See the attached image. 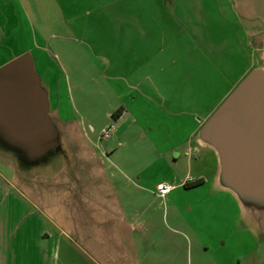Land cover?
Masks as SVG:
<instances>
[{
  "label": "rangeland",
  "instance_id": "obj_1",
  "mask_svg": "<svg viewBox=\"0 0 264 264\" xmlns=\"http://www.w3.org/2000/svg\"><path fill=\"white\" fill-rule=\"evenodd\" d=\"M203 2L177 0L190 16L180 21L169 0L163 29L157 36L139 39L137 58L116 56L118 60L103 72L90 56L81 53L75 41L80 35L66 29L55 7L46 12L53 20L51 26L45 19L42 23L32 17L31 23L22 24L27 46H33L36 36L44 33L38 41L44 42L45 50L29 51L38 71L46 75L49 65L57 70V76L63 78V97L73 104L74 114L84 115L96 128L93 138L99 149L109 147L110 152H116L119 166L112 179L121 206L134 225L129 244L136 264H264V233L254 232L244 221L238 223L234 197L216 191L214 152L198 145L194 131L230 87L229 77L235 74L230 56L245 50L244 40L232 28L226 30L223 0H207L214 5L212 15L206 13ZM183 11L179 15H184ZM211 16L220 32L215 37L216 31H210L208 25ZM96 53L91 51L92 60L102 63ZM14 55H1L0 64L11 56L16 58ZM101 73L107 76L101 77ZM53 102L56 105L55 95ZM119 108L122 112L114 120L109 112L114 114ZM112 123L116 128L110 131L111 138H102V129ZM65 144L60 139L55 149L66 152ZM195 146L199 151L193 150ZM55 152L35 162L21 155L15 159L6 155L37 175L39 171L50 174ZM1 171L10 176L2 163ZM195 178L205 182L185 187V182ZM172 180L176 187L167 197L159 196L157 183ZM8 222L7 218V226H14L12 220ZM10 243L14 248V241ZM3 244L2 238L0 248Z\"/></svg>",
  "mask_w": 264,
  "mask_h": 264
},
{
  "label": "crops",
  "instance_id": "obj_2",
  "mask_svg": "<svg viewBox=\"0 0 264 264\" xmlns=\"http://www.w3.org/2000/svg\"><path fill=\"white\" fill-rule=\"evenodd\" d=\"M168 1L0 0V56H19L32 49L44 51V42L38 41L44 38V33L36 34L33 46H27L23 39L22 24L25 21L31 23L33 18L42 23L45 19L49 23L48 27L51 26L53 20L46 12L55 7L60 20L67 25L66 29L80 35L75 41H78L81 53L90 56L97 70L103 72V68L106 70L114 59L118 60L116 56L132 55L134 59L137 58L139 39L159 34L157 31L163 29L167 19L165 11ZM203 3L206 13L212 15L213 3L209 4L207 0ZM172 4L180 21L181 18L189 19L188 12L183 11V3L178 6L177 0H172ZM221 7V14L227 21H222L225 22L226 30L232 28L238 34L237 37L244 40L245 50L230 56L229 64L235 69V74L229 77L230 87L216 107L220 106L248 72L264 66V0H223ZM179 11H183L184 15H179ZM214 23L216 21L211 16L208 25L210 31H216L213 34L215 37L220 32L215 29ZM62 37L68 39L64 35ZM91 51H98L96 57L98 54L103 62L98 63L96 59L93 61ZM12 59L13 56L9 61ZM34 62L38 71L35 59ZM38 73L49 91L51 115L67 149L66 152L55 150L50 174L39 171L35 175L34 169L23 165L21 161L17 160L16 163V160L6 155L8 153L15 159L18 153L0 144V163L10 171V176L0 172V239L4 241L0 248V264H136L135 252L129 244L134 225L121 206L112 179L114 169L119 166L114 159L116 152H110L109 147L99 149L93 138L96 128L84 115L74 114L73 104L69 105L70 102L63 97V78L57 76V70L49 65L46 75ZM100 76L107 74L101 73ZM93 81L97 82V79ZM53 95L56 96V105ZM215 108L201 117V126L194 130L195 134ZM109 114L116 120L112 113ZM109 128L110 131L115 130L116 126L112 123ZM102 138L110 139L111 132L108 137ZM197 143L203 149L214 152L215 187L219 169L218 155L199 140ZM194 149L199 151L200 148L195 146ZM197 179L201 178L187 182ZM204 182L205 179L201 184ZM167 183L176 187L174 180ZM201 184L185 187L192 188ZM155 191L161 197L171 193L162 196L157 186ZM216 191H225L234 197L239 210L238 223L242 222V210L235 195L224 189ZM7 218L8 223L11 220L14 222L13 227L7 226ZM12 240L14 248L10 243Z\"/></svg>",
  "mask_w": 264,
  "mask_h": 264
},
{
  "label": "water",
  "instance_id": "obj_3",
  "mask_svg": "<svg viewBox=\"0 0 264 264\" xmlns=\"http://www.w3.org/2000/svg\"><path fill=\"white\" fill-rule=\"evenodd\" d=\"M197 138L218 155L216 189L232 192L243 221L264 233V66L245 76ZM59 142L49 91L31 53L0 66V144L35 162Z\"/></svg>",
  "mask_w": 264,
  "mask_h": 264
},
{
  "label": "built area",
  "instance_id": "obj_4",
  "mask_svg": "<svg viewBox=\"0 0 264 264\" xmlns=\"http://www.w3.org/2000/svg\"><path fill=\"white\" fill-rule=\"evenodd\" d=\"M110 129L108 128L103 131L102 136L103 137H108L110 135ZM174 188L173 184H169L167 182H160L157 184V190L160 195L165 196L171 192V190Z\"/></svg>",
  "mask_w": 264,
  "mask_h": 264
},
{
  "label": "trees",
  "instance_id": "obj_5",
  "mask_svg": "<svg viewBox=\"0 0 264 264\" xmlns=\"http://www.w3.org/2000/svg\"><path fill=\"white\" fill-rule=\"evenodd\" d=\"M122 112V108H119L117 109L115 112H114V117H118L119 114ZM204 181V179H197V180H194V181H190V182H187L185 185L187 187H191V186H195V185H198V184H201L202 182Z\"/></svg>",
  "mask_w": 264,
  "mask_h": 264
}]
</instances>
